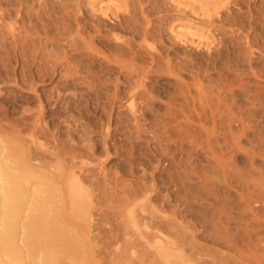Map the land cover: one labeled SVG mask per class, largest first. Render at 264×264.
<instances>
[{"label": "rangeland", "instance_id": "rangeland-1", "mask_svg": "<svg viewBox=\"0 0 264 264\" xmlns=\"http://www.w3.org/2000/svg\"><path fill=\"white\" fill-rule=\"evenodd\" d=\"M0 140L84 194L0 264H264V0H0Z\"/></svg>", "mask_w": 264, "mask_h": 264}, {"label": "bare ground", "instance_id": "bare-ground-1", "mask_svg": "<svg viewBox=\"0 0 264 264\" xmlns=\"http://www.w3.org/2000/svg\"><path fill=\"white\" fill-rule=\"evenodd\" d=\"M151 33L145 28L143 37L146 39ZM116 48L121 49V46L116 45ZM14 52L15 59L18 61L17 59L20 57L16 54V50ZM135 54L133 53V56H136ZM150 56L157 68L160 67L167 71H180L184 65L175 62L170 57V53L161 58H157L151 53ZM72 57L74 59V56ZM23 58L25 57L23 56ZM62 66L64 64L59 63L60 77H63L60 69ZM78 66H81L80 63ZM53 70L56 71L57 67L53 66ZM76 72L77 70H73V73H67L71 78L69 84L75 82ZM143 77H147V73ZM138 78L142 79L141 75H138ZM137 87H140L138 81L133 88L136 89ZM35 88H37V84H32L31 89ZM59 179V169L31 157V153L22 144L12 141L6 143L0 140V221L2 235L16 236L17 242L19 243L21 240L23 248L26 250L45 251L55 248L61 242L75 241V235L67 228L69 223L64 216L67 211L65 208L59 207L55 200L59 201V198L71 195L75 205L84 207V194L77 182L68 184L67 192L62 191L58 187L60 185Z\"/></svg>", "mask_w": 264, "mask_h": 264}]
</instances>
